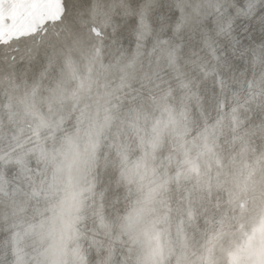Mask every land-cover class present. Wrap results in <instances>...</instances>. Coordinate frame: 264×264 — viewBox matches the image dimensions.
<instances>
[{"label": "clouds", "instance_id": "1", "mask_svg": "<svg viewBox=\"0 0 264 264\" xmlns=\"http://www.w3.org/2000/svg\"><path fill=\"white\" fill-rule=\"evenodd\" d=\"M0 264H264V0H0Z\"/></svg>", "mask_w": 264, "mask_h": 264}, {"label": "snow or ice", "instance_id": "2", "mask_svg": "<svg viewBox=\"0 0 264 264\" xmlns=\"http://www.w3.org/2000/svg\"><path fill=\"white\" fill-rule=\"evenodd\" d=\"M13 17L15 16V13H12Z\"/></svg>", "mask_w": 264, "mask_h": 264}]
</instances>
